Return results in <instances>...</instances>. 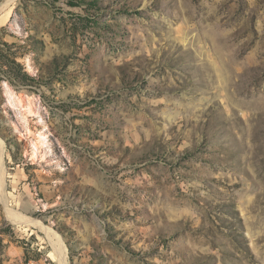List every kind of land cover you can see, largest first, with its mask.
Returning <instances> with one entry per match:
<instances>
[{"label":"rangeland","instance_id":"obj_1","mask_svg":"<svg viewBox=\"0 0 264 264\" xmlns=\"http://www.w3.org/2000/svg\"><path fill=\"white\" fill-rule=\"evenodd\" d=\"M0 143V264H264V0H0Z\"/></svg>","mask_w":264,"mask_h":264},{"label":"bare ground","instance_id":"obj_2","mask_svg":"<svg viewBox=\"0 0 264 264\" xmlns=\"http://www.w3.org/2000/svg\"><path fill=\"white\" fill-rule=\"evenodd\" d=\"M0 145L2 144L0 143ZM35 224L40 226L41 228L43 227L40 223ZM44 231V233L48 236L51 242L53 256L56 262L58 264H68L67 247L64 244L63 239H61V237L57 233L53 232L52 230H49L48 228H44Z\"/></svg>","mask_w":264,"mask_h":264}]
</instances>
